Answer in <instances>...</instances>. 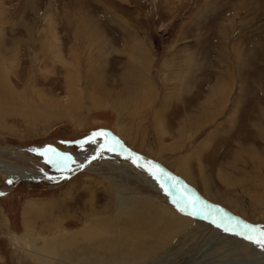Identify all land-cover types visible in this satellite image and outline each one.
Segmentation results:
<instances>
[{"label": "rangeland", "instance_id": "rangeland-1", "mask_svg": "<svg viewBox=\"0 0 264 264\" xmlns=\"http://www.w3.org/2000/svg\"><path fill=\"white\" fill-rule=\"evenodd\" d=\"M141 84L147 100L122 104ZM211 89L227 93L208 97ZM7 91L0 149L25 157L0 159L57 179L0 175V264H37L25 252L32 243L88 223L112 227L99 232L117 240L125 223L148 226L152 217V232L172 222L169 239L118 264H264L254 242L256 228L264 231V0H0V94ZM97 132L163 167L182 190L167 192L121 159L57 168L25 151L85 155ZM240 148L249 164L234 166ZM196 199L221 219L196 218L201 210L185 208ZM226 217L254 226L252 239Z\"/></svg>", "mask_w": 264, "mask_h": 264}, {"label": "bare ground", "instance_id": "bare-ground-1", "mask_svg": "<svg viewBox=\"0 0 264 264\" xmlns=\"http://www.w3.org/2000/svg\"><path fill=\"white\" fill-rule=\"evenodd\" d=\"M135 49H136V47H133L131 49V51H129L130 60L134 59L133 56L135 54ZM240 54L238 52H236V57H241ZM189 62H190L191 66H194L196 64L195 63L196 60L193 57H192V59ZM128 66L129 65H127V67ZM128 73H129L128 71L125 72L126 75ZM142 87H143V84L137 86L136 87L137 90L136 91L133 90V93H131L127 98H125V99L129 98V100L124 101L125 100L124 99L122 104H125V103H128V102H134L135 106H139V104L141 102L143 104V102H145L147 100L146 97H147L148 94L145 92L146 90L141 89ZM224 92H226V91H223V90L220 91V90H216V89H211L209 94H208V97H213V98L214 97H221V96H223ZM7 94H8V96H10L11 92L7 91L4 94H0V98L5 99ZM12 96H13V94H12ZM143 97H145L146 99L143 98ZM3 99H1V100H3ZM163 108L165 109V107H163ZM162 113L165 114L164 111ZM207 114H208V112L206 110H202L200 113H198L199 117L201 115H207ZM185 117H187V115ZM192 117H191L192 121L196 120L195 119L196 117L195 118H192ZM135 128L130 129V131H134V133L135 134L137 133V135H138V131L139 130L135 129ZM118 133L121 135V134H123V131L121 129H119ZM127 140L130 142V145L134 147V145H133L134 141H132L131 139H127ZM262 140H264V139H262ZM88 143H89V145L91 147H89L90 150L88 152H86L85 155L83 154V155L76 156V155H71V154L67 153V155L71 157V159L67 162V164H70L73 167L74 166L84 167L87 164H89L90 162H92L91 160H93V159H97V160L104 159V161L106 159H109V160H107V162H109V164H113L114 162L116 163V160L121 159V160L125 161L124 163L128 164L129 166H132V167L136 168L139 171V174L145 175L149 180L152 179L153 181H156V182L160 183V185L163 184V187L166 188L167 192L171 191V193H175V194L179 193L180 190H178L176 188L175 183H174L173 180L166 181L163 176H160L161 170L159 168L162 169L163 167H160V166L154 164L152 161H150L148 159H143V158L139 159L137 161V163H133V158H136V156L133 153L129 152L128 150H126V149H124L122 147H117L116 151H109L108 147L113 146V143L107 137H97L95 139H92V140L88 141ZM97 143L99 145H96ZM46 148H49V147L33 148L31 150H25V151H27V152H29V153H31L33 155H36L38 157L47 158V157L51 156V153H48L46 155H40L39 154V153L43 152ZM240 150L234 155V163H233L234 166H235L236 163H239V162L242 163L243 165H248L249 164V161L246 162L243 159L244 156H243V153H242V149L240 148ZM130 153L132 155V158H128ZM7 154L11 155V156H18V157H23L24 156V154L21 153V149H12V148H10V149H5V148L0 149V157L1 158H2V156L7 155ZM184 164H185L184 168H187L188 164H191V162L190 161L188 162L187 160H184ZM153 165L155 167H153ZM233 169H235V168H233ZM162 171L165 172L164 170H162ZM153 173H155L156 175H153ZM205 174L206 173H202V178H203L204 185L206 186L208 181H207V178H206ZM0 175L7 177L8 180L22 179V180H25V181H28V182H36V181H43V180L46 181V180H49V179L53 181V180L57 179V178L51 177L49 175H46L44 173H39L37 171L28 170L26 168H21V167L16 166V165L7 164V163L3 162L1 159H0ZM157 176H159V179H157ZM68 177H66V178H68ZM241 183H242V181H241ZM166 190H164V191L166 192ZM207 195H208V193H207ZM195 201L196 202H200V203L196 204V206L194 208L197 209V210H201L202 211V213H201L202 215L206 214V217L201 216V214H199L200 216H196V218L201 219V220H202V218H204V220L205 219H210L211 220L213 218L214 220L217 219V221H218V219H221L220 216H223L222 212H219V211H216L214 209L205 207L204 206L205 204L203 205L200 200L196 199ZM147 204H148V202H147ZM29 205H30V203L27 204V206H26L27 209H30ZM150 209H152V208L150 207ZM154 218L155 217L151 218L153 223L149 224L148 226H146L143 223H140L137 226H132L129 223H125L123 225V227H122L121 232H120L121 238L119 236H117L118 237L117 240L116 239H111V240L108 239L110 234L114 233V232H107V231L106 232L103 231L102 233L99 232V230H100L99 227L104 228V227H106V224L104 225L103 223L99 222L96 225L94 224L95 227H91L92 225L90 226L89 223H88V225H86L82 230L77 231L76 233H71L69 235L68 234L63 235L64 234L63 233V234H60L61 237H59V236H55L54 237L53 236V237H51V240H47L45 242L38 240V242L36 241V242L32 243V247L29 248L28 250H25V252L28 253V255L30 254L32 259L33 258L36 259V263L37 264H105V263H107L106 260H103L105 255L106 256L108 255L110 257V260L113 261L114 264H115V262L117 264L119 263V262H117L118 260L116 261V259H119V260H120V258L126 259L130 255H135V256H137L139 258L141 257L143 259L144 256H146V255H148V253H150V251H148L149 248H146L145 247L146 245L145 246L143 245L144 243H146L148 241L152 242L158 236H159V238L161 240L163 239V241L165 240V242H166V240H168L169 237H170V234L167 231V228L170 225H172V222L169 220V221H167V224H164L163 226L162 225L159 226V229H158V227H156L155 229L158 230V231L156 230L157 232H159L160 230L162 231V232L160 231L161 233L160 232L156 233L155 230L153 232L151 231V229H154V227L156 225V220ZM231 218L232 217L227 218L226 223L227 222H232V223H234L236 225V227H241L242 229L241 230L238 229V230L242 234L244 233L245 235H247V234L251 233V231H249V233H248L243 228V225H244L243 223H239V222H237V221H235V220H233ZM25 219L27 221L26 217H25ZM142 220H143V217H142ZM107 225H109V224L107 223ZM28 227H30V226L28 225ZM45 228H47V227H45ZM106 229H110L111 230L112 227H109V228L106 227ZM262 229L263 228L258 227V228H256V231H263ZM47 230L49 231L50 228L48 227ZM148 231L150 233H148ZM55 234H56V232H55ZM250 235H252V234H249V236ZM111 237H113V236H111ZM102 238H104L105 240H103ZM106 238L111 243H109L106 240ZM19 240L20 239L18 238L17 242ZM92 240H93L94 244H88V242H90ZM143 246L146 249H144ZM150 248H152V247H150ZM152 252H154V251L152 250ZM32 261L34 262V260H32Z\"/></svg>", "mask_w": 264, "mask_h": 264}, {"label": "snow or ice", "instance_id": "snow-or-ice-1", "mask_svg": "<svg viewBox=\"0 0 264 264\" xmlns=\"http://www.w3.org/2000/svg\"><path fill=\"white\" fill-rule=\"evenodd\" d=\"M106 135L107 134L104 133V132H97V133H94L93 134V139H95V137H104ZM117 147H122V145L120 144V142L118 140L113 139V146L108 147V150L109 151H116V148ZM48 153H51V156H49V158L47 159L46 163H48L50 165H53V166H55L57 168L67 167V162L71 159V157L68 156L66 153H60L56 149L51 148V147L46 148L43 152H41L39 154L40 155H46ZM128 158H132L131 153L129 154V157ZM139 159H142V158H140V157L133 158V163H137V161ZM153 167H155V166L153 165ZM153 175H156V174L153 173ZM160 176H163L166 181H171V180L174 179L168 173L163 172V171L160 172ZM157 179H159V176H157ZM10 182L11 181H9V183ZM161 187H163V184H161ZM195 204H196V201H194V200H188L185 203V208H187V207H193L194 208L195 207ZM183 210L184 209H181V211H183ZM191 214L192 215H197L198 213L196 211H193ZM243 227H244V229L246 231H254L255 230L254 229V226H252V225L244 224ZM246 238L247 239H252L251 236H247ZM254 242L255 243H258L261 247H264V231H261L259 233V237L257 239H255Z\"/></svg>", "mask_w": 264, "mask_h": 264}, {"label": "water", "instance_id": "water-1", "mask_svg": "<svg viewBox=\"0 0 264 264\" xmlns=\"http://www.w3.org/2000/svg\"><path fill=\"white\" fill-rule=\"evenodd\" d=\"M161 171L163 170V169H161V168H159ZM166 173H168L166 170H164ZM171 177H173L174 179H173V181H174V183H175V186H176V188L178 189V190H182V188H181V186H180V183H179V181L171 174V173H168ZM187 195H190V194H187ZM193 196H195V195H193ZM216 227H218L217 225H215Z\"/></svg>", "mask_w": 264, "mask_h": 264}]
</instances>
